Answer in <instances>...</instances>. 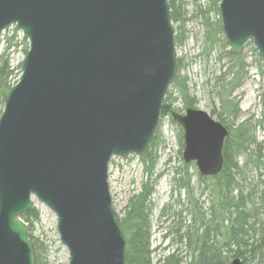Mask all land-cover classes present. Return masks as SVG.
I'll list each match as a JSON object with an SVG mask.
<instances>
[{
	"label": "water",
	"instance_id": "95a60500",
	"mask_svg": "<svg viewBox=\"0 0 264 264\" xmlns=\"http://www.w3.org/2000/svg\"><path fill=\"white\" fill-rule=\"evenodd\" d=\"M219 12L229 51L252 42L264 57V0H220ZM12 25L29 49L0 115V264H36L22 218L35 200L55 213L68 264H125L109 165L157 134L177 75L169 0H0V33ZM173 117L184 162L219 174L228 128L193 107Z\"/></svg>",
	"mask_w": 264,
	"mask_h": 264
},
{
	"label": "rangeland",
	"instance_id": "374dc122",
	"mask_svg": "<svg viewBox=\"0 0 264 264\" xmlns=\"http://www.w3.org/2000/svg\"><path fill=\"white\" fill-rule=\"evenodd\" d=\"M218 4L215 5L213 0H185L184 7L180 9L183 19L174 23L175 33L183 40L176 44L177 62L181 65V68L177 67V75L187 80L190 93L195 98V108L207 112L215 120H219L220 110L218 89L215 87L216 77L224 73L230 65L225 56L229 46L225 47L221 41L224 36ZM249 43L251 42L245 45L241 53L247 64L242 83L233 93V97L239 101V114L234 124L230 120L228 124L236 127L247 122L253 129L260 148V159L264 162V57H261L257 50H253L255 46ZM7 45L10 47V65L15 69L16 80H19L21 63L29 49V41L23 32L13 25L0 33V54L5 51ZM167 95V103L172 102L175 108L172 112L184 114L187 107L178 98L174 86L170 87ZM172 114L170 112L161 116L156 134L162 142L153 171V179L156 180L149 216L150 250L154 264L159 259L166 260L171 254L182 258L181 264H188L192 258L185 243L177 241L178 234L184 231H176L181 226L180 216L172 218L175 211L184 210V207H190L193 203L187 200V192L180 187L181 176L187 174L190 177L193 196L191 201H195L204 212L208 211L211 204L208 192H202L204 185L198 179L196 164L184 162L183 132L178 123L172 122ZM237 161L242 168L237 180L244 187L264 178V163H259V167L253 164L245 167L244 155L237 157ZM108 181L116 214L121 217L130 197L138 193L143 184L149 182V178L140 156L130 155L112 158ZM166 206L170 209L169 215L163 217L161 213ZM35 208L39 212V219L33 222L31 235L39 247L40 256L47 264H68L69 252L60 241L55 213L37 200ZM208 215H205L206 219L209 218ZM192 216L187 211L182 213L181 219L185 223V229L194 227ZM249 264H257V260Z\"/></svg>",
	"mask_w": 264,
	"mask_h": 264
},
{
	"label": "trees",
	"instance_id": "16d2710c",
	"mask_svg": "<svg viewBox=\"0 0 264 264\" xmlns=\"http://www.w3.org/2000/svg\"><path fill=\"white\" fill-rule=\"evenodd\" d=\"M213 1L217 5L220 0ZM169 4L173 22L182 21L180 9L184 7L185 0H169ZM218 31L221 32L219 29ZM182 41L181 36L176 34V44ZM221 41L225 47L228 46L224 38L221 37ZM9 48L7 45L5 51L0 54V115L11 87L18 81L15 69L10 65ZM253 50L256 49L253 48ZM225 56L229 59L230 65L224 73L216 77L215 81L220 105L219 121L229 129V135L223 147V169L212 177H202L199 174L198 179L204 185L202 192L207 191L211 199L206 212L202 211L195 201H191L193 196L189 175L181 176L180 187L187 192V200L193 203L190 207H184V210L175 211L172 218L176 215L178 218L180 216L181 226L176 231H184L178 234L177 241L184 242L192 256L188 264H229L235 257L242 259L244 264L255 260L257 264H264V178L244 187L237 180L239 173H242L237 157L245 156V167L249 164L259 167V163L264 162L260 159V148L253 129L248 126L247 122L236 127L228 124L229 120L234 124L239 114V101L233 97V93L241 86L247 64L241 54L233 55L226 51ZM177 67L181 68L179 62H177ZM172 86L176 88L177 96L185 107H195V98L191 95L185 78L177 75ZM168 99L169 95L163 104L162 116L170 112L172 114L175 109L172 102L167 103ZM172 122L177 123L175 120ZM178 126L182 130L179 124ZM158 137L156 135L148 149L140 155L149 182L144 183L141 190L130 197L123 216L118 217L126 237L125 264H154L150 250L149 216L156 180V178L153 179V171L162 142ZM169 210L166 206L162 210V216H168ZM184 211L193 215V228L185 229L183 225L185 223L181 219ZM206 214H209L208 219L205 218ZM22 218L29 226L30 238L35 246L36 264H47L40 256L39 247L31 235L33 222L39 219L38 210L34 207L25 212ZM182 261V258L171 254L166 260L159 259L155 264H181Z\"/></svg>",
	"mask_w": 264,
	"mask_h": 264
},
{
	"label": "flooded vegetation",
	"instance_id": "af4514ba",
	"mask_svg": "<svg viewBox=\"0 0 264 264\" xmlns=\"http://www.w3.org/2000/svg\"><path fill=\"white\" fill-rule=\"evenodd\" d=\"M221 122V121H220ZM222 123V122H221ZM223 124V123H222ZM224 125V124H223ZM229 130V129H228Z\"/></svg>",
	"mask_w": 264,
	"mask_h": 264
}]
</instances>
